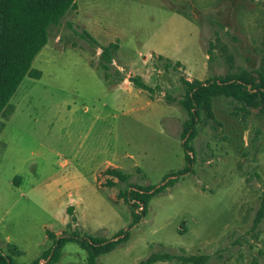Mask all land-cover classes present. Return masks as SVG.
I'll use <instances>...</instances> for the list:
<instances>
[{
  "label": "rangeland",
  "instance_id": "obj_1",
  "mask_svg": "<svg viewBox=\"0 0 264 264\" xmlns=\"http://www.w3.org/2000/svg\"><path fill=\"white\" fill-rule=\"evenodd\" d=\"M263 38L262 0H77L33 62L41 77L27 76L0 117V248L15 264H32L53 247L48 231L111 241L129 230L98 264H141L153 254L264 264V221L254 228L264 195L259 110L215 100V119L203 115L192 142L193 172L153 198L132 229L117 197L131 184L158 187L187 166L180 79L257 69ZM109 44L119 50L106 80L100 48ZM160 56L182 67L166 70ZM134 76L155 95L124 86ZM109 168L129 181L105 186ZM87 257L69 243L57 264Z\"/></svg>",
  "mask_w": 264,
  "mask_h": 264
},
{
  "label": "trees",
  "instance_id": "obj_2",
  "mask_svg": "<svg viewBox=\"0 0 264 264\" xmlns=\"http://www.w3.org/2000/svg\"><path fill=\"white\" fill-rule=\"evenodd\" d=\"M76 9L77 0H0V117L7 110L10 101L27 76L41 77V72L32 69L34 60L48 44L52 28L58 27L67 13ZM83 37L92 46H98L94 38L88 33H83ZM262 47L264 51V38ZM100 49L102 50L100 68L105 72V79L109 80L110 69L113 66L119 46L109 44ZM213 49L214 46L211 44L209 56H211ZM158 59L165 61L164 68L166 70L182 67L180 62L173 64L171 60H166L161 56ZM124 80L125 78H119L120 82ZM180 81L185 93L179 100V105L188 116L180 135L187 166L168 175L163 184L158 187L131 184L128 189L119 191L118 199L124 200L131 210L132 224L129 229L137 226L147 216L148 207L153 198L161 195L168 188L178 183L180 179L193 172L195 150L192 142L198 135V126L203 115H206L208 119H215L213 112L215 100L219 98L232 99L243 105L244 110L256 109L264 115V55L257 69L227 73L205 81H189L186 78H181ZM129 82L135 88L148 92L152 96L156 93V89L149 86L141 76L130 77ZM105 174L110 177L105 183V186L109 188L117 187L119 184H125L129 181L127 175L115 168L107 169ZM113 179H116L117 182ZM68 211L73 212L72 209H68ZM72 221L75 222L76 219L73 218ZM263 221L264 195L261 208L254 220V228H257ZM47 235L53 241V247L32 264H57L62 257L65 246L69 243H76L87 252V264H98L99 257L113 252L130 239L129 230L119 232L111 241L90 235L81 236L77 232L63 233L58 236L48 231ZM13 251L15 252V250ZM209 260L210 256L208 255L153 254L141 264L173 261L182 264H206ZM0 264H15L2 248H0Z\"/></svg>",
  "mask_w": 264,
  "mask_h": 264
},
{
  "label": "crops",
  "instance_id": "obj_3",
  "mask_svg": "<svg viewBox=\"0 0 264 264\" xmlns=\"http://www.w3.org/2000/svg\"><path fill=\"white\" fill-rule=\"evenodd\" d=\"M126 83H128V85L127 84H124V86H126V87H130V86H132V87H134L128 80H126ZM135 88V87H134ZM151 96V95H150ZM111 169H114V168H111ZM115 169H117V168H115ZM119 170V169H118ZM115 182H117V180L116 179H113ZM11 252V251H10ZM14 253V252H13ZM15 253H16V255H19V252L18 251H15ZM15 253H14V255H15ZM41 264H43V263H41Z\"/></svg>",
  "mask_w": 264,
  "mask_h": 264
}]
</instances>
